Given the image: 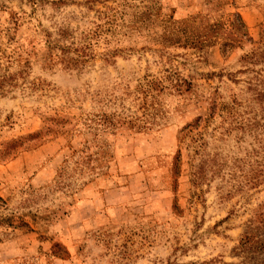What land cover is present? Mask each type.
Listing matches in <instances>:
<instances>
[{
    "label": "rangeland",
    "instance_id": "obj_1",
    "mask_svg": "<svg viewBox=\"0 0 264 264\" xmlns=\"http://www.w3.org/2000/svg\"><path fill=\"white\" fill-rule=\"evenodd\" d=\"M262 77L264 0H0V264H246Z\"/></svg>",
    "mask_w": 264,
    "mask_h": 264
},
{
    "label": "trees",
    "instance_id": "obj_2",
    "mask_svg": "<svg viewBox=\"0 0 264 264\" xmlns=\"http://www.w3.org/2000/svg\"><path fill=\"white\" fill-rule=\"evenodd\" d=\"M230 30H235L237 33H240V28H244V25L238 14H234V19L228 22ZM242 33V32H241ZM229 39V38H228ZM231 40V39H229ZM225 46V43L222 44V47ZM24 54L25 57H20ZM27 52L21 50L20 53L16 54L17 60L26 61ZM254 56L258 57L259 53L254 52ZM55 59H62L57 54L49 53L47 55V61L52 62ZM70 61L74 60L72 57L68 58ZM3 78V77H2ZM248 88L252 94L251 99L256 102L260 107V110H264V78H255L254 81L248 79L247 81ZM233 101V100H232ZM210 106V110L213 112L216 104L213 103ZM212 108V109H211ZM230 113V111H229ZM231 114V113H230ZM197 123H193L196 125ZM178 158V155H177ZM176 160V158H175ZM198 166L197 170L194 173V177L200 178L201 170ZM263 204H259L256 212L254 213V219H250L249 224L246 225L242 235L239 239L238 249L241 253L246 264H264V212L259 211L260 207L263 209Z\"/></svg>",
    "mask_w": 264,
    "mask_h": 264
}]
</instances>
